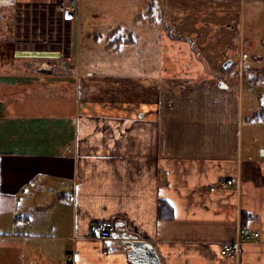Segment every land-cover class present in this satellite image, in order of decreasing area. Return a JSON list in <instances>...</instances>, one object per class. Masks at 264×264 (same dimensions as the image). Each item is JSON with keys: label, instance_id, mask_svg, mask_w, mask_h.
Masks as SVG:
<instances>
[{"label": "crops", "instance_id": "1", "mask_svg": "<svg viewBox=\"0 0 264 264\" xmlns=\"http://www.w3.org/2000/svg\"><path fill=\"white\" fill-rule=\"evenodd\" d=\"M105 1L96 15H163L161 70L114 73L87 57L80 72L32 73L0 46V264H135L124 232L161 264H264V151L240 152L239 82L217 80L234 58L236 74L264 71L261 26L247 23L264 0ZM101 220L123 229L102 239ZM240 226L260 234L224 255Z\"/></svg>", "mask_w": 264, "mask_h": 264}, {"label": "rangeland", "instance_id": "2", "mask_svg": "<svg viewBox=\"0 0 264 264\" xmlns=\"http://www.w3.org/2000/svg\"><path fill=\"white\" fill-rule=\"evenodd\" d=\"M89 1L55 0V2H51L52 4H46L36 3L33 0H19L15 4L2 6L5 13L0 22L1 49L3 53L22 56L14 61L15 67V64L12 63L14 70L21 68L23 71H29L25 68V61L34 63L42 59L21 54L20 51L57 53L58 57L49 56L51 62L57 63L58 71L53 74L65 72V70L72 71L73 69L80 72L82 70L81 65L86 64L87 57H92L93 63L97 66H107L109 68L106 70L109 71L115 70L110 71L114 73H129L135 67L137 72L138 70H149L151 65L155 69L161 70L163 65L161 55L163 33L165 31L171 34L162 14L156 12L154 14H141L138 13L139 10H132L133 7H131L125 9L127 13L123 11V14H113L110 10L105 13L101 10L96 15L95 10L99 7L110 8L113 6L110 1L92 0V3ZM257 10H262V8ZM257 16L256 20L247 19V23H250L249 26H251L254 25V21L256 26H261L257 30V36H259L257 39H264V19H262L264 15L260 13L255 17ZM114 28L117 29L116 32L113 31ZM124 36H128L127 44L121 46L119 50L107 47L109 40L116 41ZM133 39L136 40L135 44H131ZM120 41L118 40V42ZM261 48L264 52L263 47ZM193 49L194 52H197L196 49L198 50L197 47ZM157 55L158 59L156 58ZM152 58L153 62H151ZM74 59L77 60L74 61L76 64L72 61ZM240 60L238 63L234 58V63L227 69L221 63L220 70L222 71L217 75V80L225 81L228 84H232L233 80L235 81L234 84L239 82L237 84L240 86L237 135L240 142V152L243 155L248 151L262 154L264 151V71L250 72L245 75L243 73V76L238 73V75L236 72L240 65L242 70L245 68L241 58ZM206 64V68H210L208 63ZM247 64L249 65L250 62ZM259 65L261 63L256 66ZM227 71L230 73L228 74ZM200 78L197 76L189 80L191 83L187 84L193 86V90H190L191 93L188 96L196 97L197 87L202 85L203 79ZM100 80L107 81V78ZM109 82L107 81V83ZM183 85L185 84L183 83ZM171 96L173 97V95ZM172 99L177 102L181 98L179 94H175ZM229 117V121L237 122L232 114Z\"/></svg>", "mask_w": 264, "mask_h": 264}, {"label": "built area", "instance_id": "3", "mask_svg": "<svg viewBox=\"0 0 264 264\" xmlns=\"http://www.w3.org/2000/svg\"><path fill=\"white\" fill-rule=\"evenodd\" d=\"M50 58H43L34 63H27L26 68L32 73H55L58 71L57 63L51 62ZM116 229V223L112 220H101L94 226V232L102 239H109L113 236ZM260 232L258 229L250 226H240L237 232V237L233 241L224 242L221 250L224 255L232 256L235 255L244 240L255 238L259 236ZM73 264V256L68 255L65 263Z\"/></svg>", "mask_w": 264, "mask_h": 264}, {"label": "water", "instance_id": "4", "mask_svg": "<svg viewBox=\"0 0 264 264\" xmlns=\"http://www.w3.org/2000/svg\"><path fill=\"white\" fill-rule=\"evenodd\" d=\"M19 0H0L2 5L15 4ZM36 3H45L47 0H33ZM50 2H55V0H49ZM25 55H28L27 53ZM31 56V55H30ZM232 63V60L229 59L224 67L228 68ZM220 87L229 88V85L225 81H220ZM122 223L116 224V229L114 233L121 231ZM123 237L126 239L125 248L128 249L129 257L135 264H161L159 255L156 251V248L151 243L138 240L136 237H132L129 233L124 232Z\"/></svg>", "mask_w": 264, "mask_h": 264}, {"label": "trees", "instance_id": "5", "mask_svg": "<svg viewBox=\"0 0 264 264\" xmlns=\"http://www.w3.org/2000/svg\"><path fill=\"white\" fill-rule=\"evenodd\" d=\"M19 53H21V54H31L30 53V51H20ZM34 54H35V56H37V57H44V56H58L56 53H51V52H42V51H35L34 52ZM164 207H168L167 206V203H165L164 201H161L160 202V204H159V215H160V213H162L163 211V208Z\"/></svg>", "mask_w": 264, "mask_h": 264}, {"label": "flooded vegetation", "instance_id": "6", "mask_svg": "<svg viewBox=\"0 0 264 264\" xmlns=\"http://www.w3.org/2000/svg\"><path fill=\"white\" fill-rule=\"evenodd\" d=\"M45 3L47 4V3H51V2H50V1H47V2H45ZM51 4H52V3H51ZM34 52H35V51H30V53H31L30 55H31V56H35ZM56 54H57V53H56ZM28 55H29V54H28ZM57 55H58V54H57ZM58 56H59V55H58Z\"/></svg>", "mask_w": 264, "mask_h": 264}]
</instances>
